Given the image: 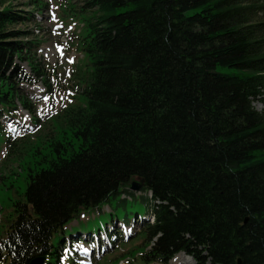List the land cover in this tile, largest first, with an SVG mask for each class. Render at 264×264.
<instances>
[{
    "label": "trees",
    "instance_id": "1",
    "mask_svg": "<svg viewBox=\"0 0 264 264\" xmlns=\"http://www.w3.org/2000/svg\"><path fill=\"white\" fill-rule=\"evenodd\" d=\"M7 1L0 0V130L19 105L35 111L21 85L47 80L40 41L12 28L33 21V11ZM72 2L86 14L84 104L67 113L56 130L63 135L49 138L29 168L0 261L76 264L67 240L84 232L68 237L65 226L119 195L143 200L122 216L110 211L85 235L114 243L123 238L111 230L115 222L146 220L147 264L179 252L194 264H264V109L252 105L264 100V0ZM133 181L146 195L129 190Z\"/></svg>",
    "mask_w": 264,
    "mask_h": 264
},
{
    "label": "rangeland",
    "instance_id": "2",
    "mask_svg": "<svg viewBox=\"0 0 264 264\" xmlns=\"http://www.w3.org/2000/svg\"><path fill=\"white\" fill-rule=\"evenodd\" d=\"M43 1L47 8L42 10L34 8L28 0H8L6 3L13 9L33 11V21L19 22L12 28L28 29L31 31L28 39L36 38L40 41L37 55L45 67L44 77L47 80L45 83L36 80L34 84L21 85V91L30 99L35 111L30 114L19 105L15 113L17 120H9L6 123L9 128L0 130V238L4 236L12 218L14 201L24 198L29 168L42 153L48 152L49 138L63 135V131L56 130L64 125L67 113L84 104L81 92L88 75L89 59L81 51V35L85 32L82 18L86 14L79 12L78 4L75 5L72 0ZM258 20L264 21V12L258 15ZM20 65L28 74L32 73L26 62L20 61ZM218 69L225 70L224 67ZM47 82L49 86L46 85ZM263 101L254 99L252 105L257 110H262ZM142 200L136 196L134 200L122 202L119 195L111 196L100 209L83 210L64 230L68 237L77 230L84 233L89 230L95 232L97 224L110 220V211L122 216L125 209H134ZM143 223L135 222L129 224L130 226L114 224L116 233L123 237V240L118 238L115 243L111 239H105L104 233L99 234V241L92 240L82 244L84 239L80 238L75 247L78 248V257L82 258L76 264H147L140 256L146 245L144 236L140 234ZM176 257H180V262L176 264H194L184 253L175 254L167 264H174L172 259ZM0 264L7 263L0 261ZM62 264H67V260Z\"/></svg>",
    "mask_w": 264,
    "mask_h": 264
},
{
    "label": "water",
    "instance_id": "3",
    "mask_svg": "<svg viewBox=\"0 0 264 264\" xmlns=\"http://www.w3.org/2000/svg\"><path fill=\"white\" fill-rule=\"evenodd\" d=\"M142 186V181H133L131 183V190H134V191H138ZM44 263V257L42 256H39V257H35L33 258L29 264H43ZM238 263H240V261H238Z\"/></svg>",
    "mask_w": 264,
    "mask_h": 264
},
{
    "label": "bare ground",
    "instance_id": "4",
    "mask_svg": "<svg viewBox=\"0 0 264 264\" xmlns=\"http://www.w3.org/2000/svg\"><path fill=\"white\" fill-rule=\"evenodd\" d=\"M127 201H128V199H126ZM178 254H183V253H178ZM185 256H186V254H184ZM188 257V256H187ZM172 262L174 263V264H176L177 262L179 263L180 262V257H176L175 259H172ZM181 262H186V263H188L187 261H182L181 260ZM183 264V263H182Z\"/></svg>",
    "mask_w": 264,
    "mask_h": 264
}]
</instances>
